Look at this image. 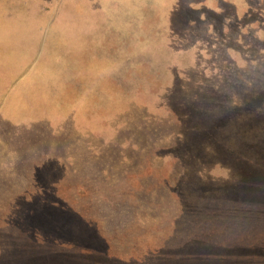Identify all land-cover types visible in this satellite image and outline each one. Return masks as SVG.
I'll return each instance as SVG.
<instances>
[{
	"label": "rangeland",
	"instance_id": "374dc122",
	"mask_svg": "<svg viewBox=\"0 0 264 264\" xmlns=\"http://www.w3.org/2000/svg\"><path fill=\"white\" fill-rule=\"evenodd\" d=\"M234 262L264 263V0H0V264Z\"/></svg>",
	"mask_w": 264,
	"mask_h": 264
},
{
	"label": "trees",
	"instance_id": "16d2710c",
	"mask_svg": "<svg viewBox=\"0 0 264 264\" xmlns=\"http://www.w3.org/2000/svg\"><path fill=\"white\" fill-rule=\"evenodd\" d=\"M261 218L258 217V219L256 220L257 222L260 220ZM229 264V263H227ZM231 264H264L263 262H256V263H248V262H234V263H231Z\"/></svg>",
	"mask_w": 264,
	"mask_h": 264
},
{
	"label": "clouds",
	"instance_id": "9594fccd",
	"mask_svg": "<svg viewBox=\"0 0 264 264\" xmlns=\"http://www.w3.org/2000/svg\"><path fill=\"white\" fill-rule=\"evenodd\" d=\"M227 178V174L225 173V179Z\"/></svg>",
	"mask_w": 264,
	"mask_h": 264
}]
</instances>
